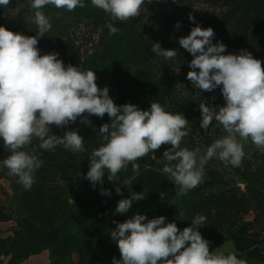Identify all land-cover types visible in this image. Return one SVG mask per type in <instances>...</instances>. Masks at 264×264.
Wrapping results in <instances>:
<instances>
[{"label": "clouds", "instance_id": "9594fccd", "mask_svg": "<svg viewBox=\"0 0 264 264\" xmlns=\"http://www.w3.org/2000/svg\"><path fill=\"white\" fill-rule=\"evenodd\" d=\"M9 3L10 0H0V6ZM91 4L108 14L111 21L125 22L140 14L145 0H91ZM47 5L68 12L85 7L83 0H31L38 27L35 36L0 27V140L10 152L0 166L8 169V175L17 177L25 190L35 183L34 174L43 161L34 154L35 148L31 152L24 149L35 138L45 151L63 147L72 153L86 152L84 138L77 130H67L59 136L52 128L66 127L78 118L91 125L92 115L103 118L107 114L111 123L99 127L98 136L104 143L91 151L84 179L95 189L97 184H104L107 172V180L117 184L118 195H123L118 173L131 164L138 175L140 165L136 161L149 154L154 157L162 145H170L163 152L166 163L162 172L177 186V196L186 195L203 182L205 165L211 159L239 167L245 156L242 141L250 140L264 151V62L251 52L241 49L239 54H225L226 45L213 43L214 30L198 24L187 36L179 38V45L193 57L186 78L203 92L219 87L226 102L218 111L199 103L200 127L207 131L215 120L226 135L203 152L199 146L190 150L181 147L190 131L189 121L182 113L168 112L156 101L147 110L131 103L116 105L109 88L97 85L95 71L66 66L55 52L40 54L39 39L52 28L40 11ZM188 19L195 22L192 15ZM106 27L111 35L120 31L112 22ZM175 27L178 29L180 23ZM152 50L165 59L177 55L173 49L162 48L159 42L153 43ZM123 184L131 195L118 201L114 215L127 213L133 202L145 199L144 192L131 191L129 179L124 178ZM100 194L110 196L111 190L101 187ZM160 195L163 199L166 194ZM70 202L74 200L71 198ZM206 219L196 215L183 230L175 222L166 223L164 216L149 219L144 214H133L123 222L113 221L116 227L110 237L119 249L120 259L113 257L112 264H248L235 252L225 255L210 251V242L198 230Z\"/></svg>", "mask_w": 264, "mask_h": 264}, {"label": "trees", "instance_id": "16d2710c", "mask_svg": "<svg viewBox=\"0 0 264 264\" xmlns=\"http://www.w3.org/2000/svg\"><path fill=\"white\" fill-rule=\"evenodd\" d=\"M91 3V0H88ZM184 0H158L155 4L149 5L142 19H146V24L141 26L138 21L128 20L125 22L114 21L113 26L120 29L117 32L115 47L118 43H124L125 52L132 51L133 55L138 58L141 54L146 55V62L158 67L160 74L158 79H151L149 82V95L145 100L141 110L153 102L158 101L162 106L170 104V106L183 113L188 118H194L196 125L200 126L201 113L199 104L196 100L187 98L184 95H179L176 91L180 82H185L189 68V62L193 59L192 55L184 50L178 43L179 38L187 36L191 29L197 24L202 28L211 27L214 32L221 33L220 42L226 45L225 54H239L240 50L247 47L252 51L254 58L264 62V0H223L220 13L211 16H198L192 14L181 13L180 4ZM5 6H0V25H3L10 30L11 23H5L1 18ZM89 11V10H88ZM80 12V11H78ZM34 13H31L33 16ZM46 17L52 25L50 31L45 33L44 37L39 39V44L43 43V48H50L51 52L58 53V58L63 57V62L67 66L78 60V47L69 39H57L54 33V28L61 22L60 13L55 8H45ZM189 15L195 17V22L188 19ZM65 16V15H61ZM180 23V27H175L176 23ZM20 25L17 29L21 30ZM35 32L37 33L36 27ZM32 28V29H33ZM122 40V41H121ZM159 42L164 49H173L177 52L174 59H165L158 56L152 49L153 43ZM112 46L109 52H112ZM114 47V49H115ZM141 60V59H140ZM145 62V60L143 59ZM106 59H103V65L97 73V85L100 88L107 86L110 82L104 78V75L109 73L117 65H107ZM264 67V63H262ZM220 92V88L215 89ZM214 90V91H215ZM87 115V114H85ZM106 115V114H105ZM91 124H99L103 118L95 115L89 116ZM53 131L63 136L67 131L65 127L52 128ZM192 146L197 145L195 139L192 140ZM170 145H166L169 148ZM35 148V155L43 161L42 166L36 170L34 177L35 183L30 190H25L18 183L21 189L17 188V192H21V199L26 207H30L31 212H38L41 218L38 220L39 227L32 224L28 227L24 235L19 232L16 234L17 239L11 244V249L5 252V256L12 255L8 264H22L31 256L41 254L46 250L52 252V245L60 234L61 228L67 227L70 224L62 218L61 198L58 199L52 195L48 189V185L57 172L62 173L67 178L70 176L82 175L86 176L88 171V163H71L61 159L59 154L60 147L52 151H45L39 148V143L33 139L31 145L26 149L31 152ZM10 155L9 150L4 148L3 141L0 140V162ZM263 174H259V173ZM8 175V169L0 166V179ZM209 180L199 184L198 187L192 189V193L198 197L197 201L187 211L183 209L177 210V213L172 222L177 224L180 230L191 225V219L196 215H203L206 219V224L200 226L198 230L203 238L210 242V251H214L219 245L231 240L237 233L239 225L243 222L244 215L252 213L255 215L254 225L260 230L252 235L256 237L260 243H264V170L263 167L257 169L256 173L251 175L250 181H257L258 186L247 185L245 193L240 188L228 187L229 183L224 181L223 176L215 169H209ZM82 177V179H83ZM17 180L18 178L15 177ZM224 184L225 189L220 192H214L212 189L215 186ZM82 186V185H81ZM78 189V186H75ZM228 188V189H227ZM210 190L206 195L205 191ZM88 193L98 208L102 206L96 201L91 188H88ZM254 202V204H252ZM183 213V215H180ZM115 221H118L113 216ZM95 224H98L91 236L96 237V241L100 244L103 250V258L107 264H112V258L120 259L119 251L114 241L111 240L109 232L112 231L110 225L98 217L93 216ZM62 223V227H52L54 223ZM23 228V227H22ZM83 236L85 232H82ZM75 236L72 234V237ZM75 240V239H74ZM89 239V243L92 242ZM4 241H0L3 245ZM78 250V249H75ZM53 257V255H52ZM255 258L263 259L264 256L255 255Z\"/></svg>", "mask_w": 264, "mask_h": 264}, {"label": "rangeland", "instance_id": "374dc122", "mask_svg": "<svg viewBox=\"0 0 264 264\" xmlns=\"http://www.w3.org/2000/svg\"><path fill=\"white\" fill-rule=\"evenodd\" d=\"M157 1L158 0H153L152 3H147V0H145V4L141 8L140 14L132 18V20L138 21V24H141V26L145 25L147 20L142 19V16L146 12L147 7L155 4ZM83 2L85 7H77L72 12H68L66 9H58L53 5H47L40 9V11L46 16L45 8L53 7L60 13L59 17L62 19V22L54 28V33L58 40L69 39L78 47V60L74 57L71 59L74 61L73 63H76L74 66L79 67L82 71H95V74L97 75L103 65V59H106L107 65H117L113 70L104 75V78L108 79L110 82L107 85L110 97L116 105L131 103L137 105L141 109L149 95L150 80L158 79L160 76L158 73V67L153 66V62L148 64L146 62V55L144 54H141L136 58L131 50L125 52L126 46L124 43H118L115 47L118 34H109V30L106 27V23L114 21H111L108 14L92 6L88 0H83ZM222 4L223 0H184L183 4H180V8L181 13L183 14H192L202 17L220 13L223 10ZM35 11L36 10L31 7V0H10L9 5L5 7L1 18L3 21H6L5 23H11L10 31L25 36H35L36 32L33 27L35 26L36 30H38L35 23ZM31 13H34L33 16H31ZM61 15L65 16L63 17ZM20 25H24L21 27V30L17 29ZM0 27L4 26L0 25ZM214 33L215 36L213 38V43L220 42L221 33L219 31ZM43 43L44 41L41 42V45L39 43L37 45L40 54L51 53L49 47H47L46 50L42 47ZM112 46H114L115 49L113 47L112 52H109ZM243 49L252 53L247 47H244ZM59 59L63 60V57H60ZM176 91L179 95H184L187 98L196 100L198 104L205 103L207 106L214 108L217 111L218 107H222L226 103L221 91H200L194 88L187 78L185 82L179 83ZM149 107V105L144 106V110H147ZM163 107L168 112L181 113L173 109L170 104ZM185 118L189 121L190 131L189 135L183 138L181 147H187L191 150L199 146L203 152L206 147L216 139L226 135L222 126L215 120H213L209 129L205 131L199 125H196L197 122L194 118H188L186 116ZM105 119L104 123H111L107 114ZM102 124L93 125L91 132L90 128H87L89 132V137L87 139L90 141L93 140V149L98 148L104 143V141L98 136L99 127ZM87 126L88 125L81 123L80 118H78L75 123H70L65 127L66 130H77L79 135L84 138L86 152L72 153L63 149V147H60L59 154L61 159L71 162L79 161V164L84 161L89 163V155L91 154L92 149L86 139ZM52 132L56 134L53 129ZM193 139H195V143H197L195 146H192ZM34 140L40 143L39 140L35 138ZM242 143L244 145L245 156L241 165L239 167H233L231 165L225 166L220 160L215 158L211 159L205 165L203 182L209 180V169H215L223 176L224 181L229 183V188H240L241 191L245 193L247 185L257 187L258 182L250 181V177L256 173L257 169L263 167L264 170V151L256 148L250 140L247 142L242 141ZM166 149V145H162L159 150L155 151L154 157H151V154H149L142 159L140 158V171L138 176L143 177L144 175H147V178L149 177V182L152 175H155L154 170H145V165L142 163L146 162L149 165L160 167L162 172V168L166 163L163 158V152ZM24 150L28 151L27 149ZM154 162H156V164ZM129 167L131 166L128 165L127 168L129 169ZM129 170H132V168ZM119 174L120 173H118V175ZM122 174L125 175V172ZM162 174L163 176H161L164 179V182L172 185L173 182L169 177L163 172ZM259 174L262 175L263 172H260ZM105 175H107V172ZM132 175L136 176L137 174L132 171ZM82 177V175H77L67 178L62 173L57 172L51 180L52 182L48 185L50 191H55L51 192L52 195L55 196L58 201L61 198V203L63 204L61 212L63 220H67V223L70 221L69 226L63 228H61L62 223L59 222L52 225V227L57 226L62 229L58 238L52 245V264H107L106 259L103 258V250L100 244L97 243L96 237L91 235L96 232V226L98 225L94 223L93 216L106 220H109L111 216L107 211L99 212L100 208L95 205L87 191L88 188H91L92 184L87 179H84V177L82 179ZM166 184L163 187V190H172L168 189V185ZM75 186H78V189H76ZM17 188L21 189L14 176L7 175L0 179V219L4 222L12 221L15 223V228L12 231V234L0 238V241H4V244L0 245V264H8L11 260L12 255L6 257L5 252L10 251L11 244L13 240L15 241L17 239L18 235L16 236V234L18 232L21 235H24L28 227L32 224L39 227L38 220L41 218L40 214L38 212H31L30 207L24 205V202L21 199L22 194L20 191H16ZM222 189H225L224 184L215 186L212 191L220 192ZM157 191L154 192V195H152L150 191L144 192V201L145 204L148 205V208L147 212L143 214L149 219L162 216L157 214L158 211L156 212L157 208L162 204L168 202L172 203L178 200L171 194H168L161 199V195L156 193ZM209 191L210 190H206L205 194L207 195ZM136 193L138 192L136 191ZM129 194L131 193L128 190V192H124L123 195ZM71 198L74 200V203L70 202ZM179 199L185 206L179 205L178 208L187 211V208L194 204L198 197L189 191L186 195L180 196ZM252 204H254V202H252ZM108 206L113 207L111 203H108ZM131 215H133L131 211H128L123 215L120 214L124 221ZM163 216L166 217V214H163ZM254 218L255 215L252 213L244 215L243 222L239 225L237 232H241V234H253L254 232H257L259 230L257 227L255 230L252 229ZM82 232H85L86 236H83ZM72 234L75 236L72 237ZM91 238L93 240L89 243V239Z\"/></svg>", "mask_w": 264, "mask_h": 264}, {"label": "crops", "instance_id": "0c3cea01", "mask_svg": "<svg viewBox=\"0 0 264 264\" xmlns=\"http://www.w3.org/2000/svg\"><path fill=\"white\" fill-rule=\"evenodd\" d=\"M105 116H104V119L102 120V122L99 123V125L105 122V120H106ZM93 125H98V124H91V125H88L86 127V139L89 137V132H88L87 128H90V132H91V128ZM92 141L87 139L88 144H90L91 149L93 150ZM65 161H67V160H65ZM68 162H71V161H68ZM71 163H79V161L78 162H71ZM136 163L140 164L139 160H137ZM154 163L156 164V162H154ZM142 164L148 165V167L145 168V170H148V171L154 170L155 175H152L151 180L148 182L149 177L147 178V175H144L143 177L138 176V175H136V176L132 175V170H129L131 167H129V169L126 168V169L122 170L118 176L120 178L119 186L121 187L123 194H124V192L125 193L128 192V188L123 184L124 178H127L131 181V183H132L131 191L132 192L137 191L138 193H143L146 191H150V193L152 195H154V192L158 190L159 192L157 191L156 193L161 194L163 192L166 194L165 196H167L168 194H171L173 197H176L178 200L176 202L174 201L172 203L168 202V203L162 204L161 206H159L157 208L156 212L158 211L157 214L162 215V216H163V214H166V223L172 222L174 220L176 213H177L178 206L179 205L185 206L184 204L181 203V201L179 199L180 196L176 195V192L178 190L177 186H175L174 183L171 185L169 183L166 184L164 182V179L162 178L163 174L161 172L160 167H156L155 165H149V164H147V162L142 163ZM129 166H131V164H129ZM88 170H89V163H88ZM123 172H125V175L122 174ZM143 178H145V179H143ZM165 184L168 185V189H172V190H163V187L165 186ZM116 186H117L116 182H110L107 180V175H105V177H104V184L102 186L97 184L96 188L93 189V187L91 185V191L94 194L96 201H98L100 203V205L102 206L100 208L99 212L107 211V212H109V214L111 216V218L109 220H106V219H102V220L106 221L112 229H114L116 227V225L113 223V221H115L113 219V216L116 217L118 222L124 221V219L120 216V214H115V215L113 214L115 211V208L117 206L118 201L123 199V198H128L131 195V194H129V195H118L115 191ZM101 187L111 190V195L110 196L101 195L100 194ZM97 189H98V191H97ZM190 192L192 193L191 190H190ZM108 203H111L113 205V207L108 206ZM147 208H148V205L145 204V201L143 199L140 201L133 202L129 211H131L133 214H143V213L147 212ZM14 228H15L14 222H12V221L4 222L0 219V238H4V237L11 235ZM110 233H111V231L109 232V235H110ZM117 249H118V247H117ZM118 251H119V249H118ZM214 251H222V252H224L225 255H227L229 252H235V254L237 255L238 258L247 259L248 264H264L263 259H259V258L254 257L255 255L264 256V243H260V241L256 237H254L252 234H241V232H237L231 238V240L219 245ZM52 262H53L52 252L50 250H46V251L42 252L41 254L31 256L29 259L25 260L22 264H52Z\"/></svg>", "mask_w": 264, "mask_h": 264}]
</instances>
